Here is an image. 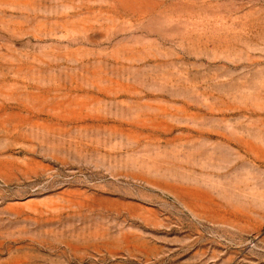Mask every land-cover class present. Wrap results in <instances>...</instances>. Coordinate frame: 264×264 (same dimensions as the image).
Segmentation results:
<instances>
[{"label":"rangeland","instance_id":"obj_1","mask_svg":"<svg viewBox=\"0 0 264 264\" xmlns=\"http://www.w3.org/2000/svg\"><path fill=\"white\" fill-rule=\"evenodd\" d=\"M0 264H264V0H0Z\"/></svg>","mask_w":264,"mask_h":264}]
</instances>
